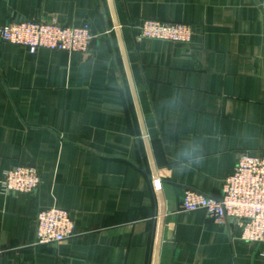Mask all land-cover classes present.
<instances>
[{
    "label": "crops",
    "instance_id": "1",
    "mask_svg": "<svg viewBox=\"0 0 264 264\" xmlns=\"http://www.w3.org/2000/svg\"><path fill=\"white\" fill-rule=\"evenodd\" d=\"M264 0H0L12 20L89 26L87 53L0 37V264H264L233 219L184 212L186 189L219 197L242 154H264ZM181 22L187 43L141 37ZM34 166L33 192L4 171ZM75 235L37 244L40 209Z\"/></svg>",
    "mask_w": 264,
    "mask_h": 264
},
{
    "label": "built area",
    "instance_id": "2",
    "mask_svg": "<svg viewBox=\"0 0 264 264\" xmlns=\"http://www.w3.org/2000/svg\"><path fill=\"white\" fill-rule=\"evenodd\" d=\"M195 32L186 23L144 19L140 34L145 38L187 43ZM97 36L89 26L62 25L54 20L17 18L0 28L3 41L25 46L31 53L43 48L87 53ZM1 182L5 193L33 192L40 185L41 177L34 166L18 165L4 171ZM180 207L184 212L202 210L218 223L233 219L242 229L245 240L264 242V154H242L233 173L222 182L219 197L188 188ZM36 227L37 244L63 243L75 235L71 213L57 206L40 209Z\"/></svg>",
    "mask_w": 264,
    "mask_h": 264
}]
</instances>
